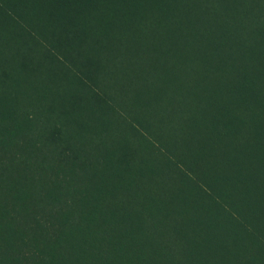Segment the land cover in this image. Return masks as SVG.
Wrapping results in <instances>:
<instances>
[{
	"label": "trees",
	"instance_id": "trees-1",
	"mask_svg": "<svg viewBox=\"0 0 264 264\" xmlns=\"http://www.w3.org/2000/svg\"><path fill=\"white\" fill-rule=\"evenodd\" d=\"M0 264H264V0H0Z\"/></svg>",
	"mask_w": 264,
	"mask_h": 264
}]
</instances>
